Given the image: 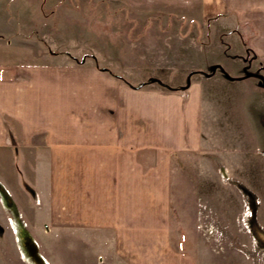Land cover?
Listing matches in <instances>:
<instances>
[{
	"label": "crops",
	"instance_id": "0c3cea01",
	"mask_svg": "<svg viewBox=\"0 0 264 264\" xmlns=\"http://www.w3.org/2000/svg\"><path fill=\"white\" fill-rule=\"evenodd\" d=\"M197 1L202 11L194 18L204 23L195 35H213L217 28L229 37L227 45H216L242 46L264 67V0ZM197 36L188 46L195 51L202 48ZM117 65L99 55L0 60V264H26L13 248L14 222L28 248L35 244L28 231L39 245L69 239L72 252L90 251L97 264H199L180 245L204 221L199 206L206 194L198 185L199 192L185 189L186 201L175 205L180 161L204 159L205 169L220 164L222 174L226 169L247 186L258 177L264 69L262 75L227 76L211 70L225 68L222 62L210 60L196 64L186 84L183 78L129 79ZM255 76L260 91L252 87ZM237 100L247 105L243 115L256 119L258 130L247 119L230 137L235 148L226 152L225 109ZM255 134L262 141L257 155L249 152ZM200 175L202 186L218 177L206 170Z\"/></svg>",
	"mask_w": 264,
	"mask_h": 264
},
{
	"label": "rangeland",
	"instance_id": "374dc122",
	"mask_svg": "<svg viewBox=\"0 0 264 264\" xmlns=\"http://www.w3.org/2000/svg\"><path fill=\"white\" fill-rule=\"evenodd\" d=\"M201 11L197 0H0V60L13 58L32 63L99 55L115 60L116 70L123 71L128 78L158 77L170 82L183 78L186 84L195 65L210 60L226 66L219 68L223 75L261 74L264 67L247 49L230 42L226 51L215 44L221 40L227 45L229 37L219 36L217 28L213 35H205L201 30L199 36L195 35L197 28H203L204 21L194 18ZM16 36L28 41L17 42ZM196 36L202 45L198 51L188 47ZM252 78L256 79L252 84L254 91H260L259 79ZM228 104L224 120L229 129L222 131L223 146L228 145L226 152L229 146L235 148L230 137L245 128L247 119L253 132L258 130L256 119L253 123L251 115H243L246 104L238 100ZM260 142L253 135L249 152L257 155L262 147ZM245 144L239 151L245 150ZM203 160L182 159L175 170L176 206L186 201L185 189L199 186L200 193L206 194L205 203L200 202L199 206L204 221L200 220L195 228L197 234L188 243H182L181 248L193 252L199 264H264V178L259 179L264 177L263 160L255 159L254 176L258 177L251 178L248 186L245 181L231 179L226 169V174H222L220 164L205 169ZM204 170L218 177H208L202 186L200 174ZM18 225L13 223V227ZM28 233L35 242L30 248L18 241L22 238L20 233L15 232L13 239L15 253L26 264H97L90 251L72 252L69 239L39 245Z\"/></svg>",
	"mask_w": 264,
	"mask_h": 264
},
{
	"label": "water",
	"instance_id": "95a60500",
	"mask_svg": "<svg viewBox=\"0 0 264 264\" xmlns=\"http://www.w3.org/2000/svg\"><path fill=\"white\" fill-rule=\"evenodd\" d=\"M217 68H221V66L220 65H214V66L211 67V70L215 71ZM252 74H254V73H249V75H252ZM227 76H229V75H227ZM153 80L156 81L157 79H153ZM263 85H264V83H263ZM0 188H1V191H4L5 192L4 188L1 185H0Z\"/></svg>",
	"mask_w": 264,
	"mask_h": 264
},
{
	"label": "bare ground",
	"instance_id": "6f19581e",
	"mask_svg": "<svg viewBox=\"0 0 264 264\" xmlns=\"http://www.w3.org/2000/svg\"><path fill=\"white\" fill-rule=\"evenodd\" d=\"M17 225V224H16ZM20 229H21V227H19V225L16 227V232L17 233H20L21 234V232H20ZM24 231V230H23ZM27 232V231H26ZM21 237H22V235H21ZM23 239H24V237H23ZM26 239V238H25ZM28 240V239H27ZM18 241H20V239H18ZM30 241V240H29ZM31 242V241H30Z\"/></svg>",
	"mask_w": 264,
	"mask_h": 264
},
{
	"label": "built area",
	"instance_id": "2783aa9c",
	"mask_svg": "<svg viewBox=\"0 0 264 264\" xmlns=\"http://www.w3.org/2000/svg\"><path fill=\"white\" fill-rule=\"evenodd\" d=\"M7 199V198H6ZM2 202L4 203L5 202V198L2 197Z\"/></svg>",
	"mask_w": 264,
	"mask_h": 264
},
{
	"label": "trees",
	"instance_id": "16d2710c",
	"mask_svg": "<svg viewBox=\"0 0 264 264\" xmlns=\"http://www.w3.org/2000/svg\"><path fill=\"white\" fill-rule=\"evenodd\" d=\"M194 72H192L191 74H193ZM161 82V81H160ZM162 83V82H161ZM163 84V83H162ZM165 85V84H164ZM179 89V88H178Z\"/></svg>",
	"mask_w": 264,
	"mask_h": 264
}]
</instances>
